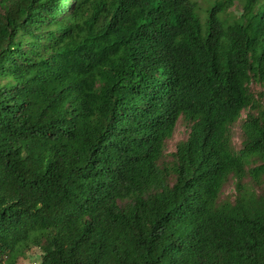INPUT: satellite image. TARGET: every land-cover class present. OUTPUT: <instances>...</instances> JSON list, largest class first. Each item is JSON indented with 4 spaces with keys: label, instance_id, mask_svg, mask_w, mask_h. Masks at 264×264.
Returning <instances> with one entry per match:
<instances>
[{
    "label": "trees",
    "instance_id": "1",
    "mask_svg": "<svg viewBox=\"0 0 264 264\" xmlns=\"http://www.w3.org/2000/svg\"><path fill=\"white\" fill-rule=\"evenodd\" d=\"M253 85L264 0H0V264H264Z\"/></svg>",
    "mask_w": 264,
    "mask_h": 264
},
{
    "label": "rangeland",
    "instance_id": "2",
    "mask_svg": "<svg viewBox=\"0 0 264 264\" xmlns=\"http://www.w3.org/2000/svg\"><path fill=\"white\" fill-rule=\"evenodd\" d=\"M238 5V4H236ZM238 10V7H237ZM234 13V10H231ZM252 89L255 93L260 94L264 92V88L260 85H253ZM245 118V115H243ZM189 126L185 123L184 120H179L177 128L173 135V138L167 142L166 146V156L170 159L172 153L176 151V147L179 142L185 141L188 138ZM233 143L236 148H239L242 142L240 123L233 128ZM233 193L232 185L228 186L225 190L224 197L231 195ZM41 262V252L34 248L32 249L26 257L19 259L18 264H39Z\"/></svg>",
    "mask_w": 264,
    "mask_h": 264
}]
</instances>
